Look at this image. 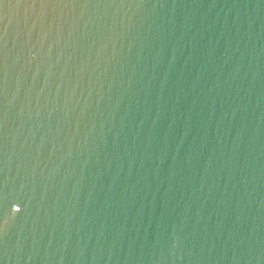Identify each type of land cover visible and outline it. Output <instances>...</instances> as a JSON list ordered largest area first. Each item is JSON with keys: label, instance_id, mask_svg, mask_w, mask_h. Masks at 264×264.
<instances>
[{"label": "water", "instance_id": "water-1", "mask_svg": "<svg viewBox=\"0 0 264 264\" xmlns=\"http://www.w3.org/2000/svg\"><path fill=\"white\" fill-rule=\"evenodd\" d=\"M0 264H264V0H0Z\"/></svg>", "mask_w": 264, "mask_h": 264}]
</instances>
